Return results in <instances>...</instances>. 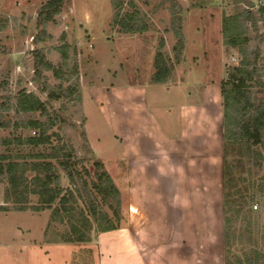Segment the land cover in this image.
Wrapping results in <instances>:
<instances>
[{
    "label": "rangeland",
    "instance_id": "obj_1",
    "mask_svg": "<svg viewBox=\"0 0 264 264\" xmlns=\"http://www.w3.org/2000/svg\"><path fill=\"white\" fill-rule=\"evenodd\" d=\"M47 1L0 0V20L5 27L0 31V104L6 103L4 109L0 108V118L11 125L0 130V155L8 159L4 164L28 165L30 170L25 176L29 181L35 177L33 164L51 163L62 176L65 187L70 185V179L60 163H75L80 174L77 188L83 196L89 189L83 187L87 182L86 171L95 174L105 169L121 193V226L103 234L95 226L89 241L68 242L66 239L72 237L68 223L53 220V210L34 211L40 206L39 196L29 195L24 197L26 203L24 198L21 204L16 203L8 177L1 173L0 264H149V254L154 264H164L163 259L169 257L176 259V264H226L227 259L235 263L246 255L252 257L254 244L264 251V200L253 204L257 228L243 222L235 226L240 237L232 239L234 248L229 254L220 213L216 226H149V210L132 209L131 196L126 194L131 186V163L122 141L112 130L114 120L109 123L88 94L92 87L127 88L131 82L140 85L145 88V104L134 95L139 102L132 106L129 100L133 96L129 92L130 97L126 94L111 97L110 107L122 101L123 106L115 107L122 109L118 111L121 115L131 117H121L117 123L133 117L145 123L142 114L136 118L134 110L146 107L162 126L176 130L190 91L197 94L207 82L221 87L231 69L239 64L240 48L224 42V18L248 7L250 0L241 3L239 0H68L57 22L49 24L44 31V26H38V13ZM127 16L134 17L135 28L144 23L142 27L146 31L127 32L119 24L121 20L127 21ZM257 26V30L253 26L247 30L246 35L252 37L249 47L260 46L262 66L264 22ZM180 27L184 50L178 62L174 49L179 43L176 32ZM37 51L51 65V69L40 67V75L35 72ZM158 53L171 69L172 78L166 84L152 82ZM22 92L44 102L47 113L18 111L16 99ZM115 95L120 101L114 99ZM197 95L202 99L201 93ZM48 115L57 117L55 126L48 132L52 137L48 144L37 147L18 144V138L22 142L38 136L40 131L36 130V134L27 124L34 121L44 124ZM129 128L125 127L131 133ZM4 140H10L9 146L4 145ZM238 151V146H228L226 151L223 147L220 156L232 165L240 186L264 177V170L257 176L253 165H237ZM244 161L247 163L249 158ZM97 163H102L104 169L96 167ZM137 170L132 168L131 172ZM78 202V207L87 209V198ZM103 208L109 218L113 217V210L108 206ZM209 215L214 217V212ZM252 264H264V259L254 260Z\"/></svg>",
    "mask_w": 264,
    "mask_h": 264
},
{
    "label": "trees",
    "instance_id": "obj_2",
    "mask_svg": "<svg viewBox=\"0 0 264 264\" xmlns=\"http://www.w3.org/2000/svg\"><path fill=\"white\" fill-rule=\"evenodd\" d=\"M67 2L68 0H48L38 13V26H44V31H46L45 27L52 23L55 24L56 18L62 13ZM241 2L243 1H238V3ZM261 2L264 3V0H250L248 7H244L237 14L224 18V42L228 46L240 48L241 55L239 64L233 67L228 73V78L221 82L224 151L228 146H238L239 151L235 157L238 159L237 165H253L257 170V176L260 175V171L264 170V154L262 152L264 149V61L262 66L259 65L262 55L261 48L258 45L254 48L249 47L252 37H248L246 31L252 26L257 30V24L264 22V6L260 5ZM116 3L120 5L118 2ZM134 20L133 16H127V21L121 20L119 24L130 33L145 32L146 29L142 27L144 23L142 26L136 25L135 28L132 23ZM2 25L3 21L0 20V31L5 28ZM180 28L176 32L179 43L174 49L178 62H181L184 50L182 28ZM36 58L35 72L37 75L41 74L40 67L51 69V65L46 61V56L40 51L36 52ZM155 70L153 84H166L171 81V69L163 60L161 53L157 55ZM16 101L18 111L47 113L46 104L32 94L19 93ZM2 107L4 109L6 103L0 104V108ZM56 119L57 117L50 118L48 115L47 122L44 124L38 121L30 122L27 124V128H31L36 134V130H39L40 134L30 136L22 142L18 138V144L35 147L48 144L52 139L48 132L55 126ZM9 128L11 125L5 121L2 122L0 118V130ZM9 141L4 140V145L9 146ZM250 153H252V159ZM247 157L249 161L246 163L244 160ZM7 160V157L0 155V175L1 173L7 175L9 188L11 191L14 190L13 195L17 197L16 203L21 204V200L29 195L39 196L40 206L35 207L34 211L53 210V220L59 219L61 222H67L72 236L70 239H66L68 242L84 243L86 240L89 241L95 226L96 231L102 234L120 229L121 193L102 163L95 165L104 169L101 172L92 174L88 170L86 171L85 179L88 183H84L83 187L89 189L83 196L77 188L76 182L80 174L75 169V163H60L62 171L70 179L71 186L65 187L62 183V176L51 163L33 164L32 170L35 171V177L29 181L25 176L30 170L28 165L16 162L4 164ZM233 170L232 165L226 161V158H223L224 237L227 253L234 248L232 239L240 237L239 231L235 228L239 222L245 223L248 227L257 228L258 218L254 215L253 204L264 200V177H260L258 180L251 179L248 182L250 186L247 183V186L242 187ZM239 178L242 179L241 176ZM28 182L32 184H28ZM73 187L77 189H73ZM84 198H87L89 202L87 209L78 207V201ZM24 200L26 203L27 199L24 198ZM6 202L9 203V198H6ZM105 206L113 210V217L118 222H115L113 217L109 218V215L103 211ZM1 210L6 209L1 208ZM251 232L252 230L249 233ZM262 233L264 236V231ZM252 248V257L246 255L244 259L235 263L227 259L226 264H252L254 260L258 262L264 259V251L257 244H254Z\"/></svg>",
    "mask_w": 264,
    "mask_h": 264
},
{
    "label": "crops",
    "instance_id": "obj_3",
    "mask_svg": "<svg viewBox=\"0 0 264 264\" xmlns=\"http://www.w3.org/2000/svg\"><path fill=\"white\" fill-rule=\"evenodd\" d=\"M129 86L92 87L88 94L95 106L101 108L107 121L111 123L114 120V126L111 127L115 137L122 141L131 169H138L134 173L130 169L129 174L131 186L126 194L131 196V208L149 210V226L218 225L217 213H220L223 221L225 209L223 156H220L224 147L221 87L207 82L197 92L202 94V99L193 90L190 91L188 104L180 112V124L176 130L169 127L172 131L169 134L170 130L162 126L146 107L141 111V107L134 110L136 118L142 114L145 123L133 120L134 117L121 124L117 123L121 117H131L118 112L122 109L115 106L121 107L123 104L117 95L114 99L120 102L113 108L110 107L114 94H126V97H130L128 94L131 93L133 97L129 101L132 106L139 102L134 95L141 97L143 103H146L145 88L132 82ZM213 212L214 217H211L209 214ZM132 215L134 216L133 213ZM157 237L163 239L161 235ZM173 237L176 238V235ZM179 239L180 237L177 241ZM103 240L104 237L102 243ZM169 248L171 246L168 245L167 250ZM197 250L198 257L200 247L197 246ZM150 255L149 264H154ZM171 262L178 263L172 257L163 259L164 264H172Z\"/></svg>",
    "mask_w": 264,
    "mask_h": 264
},
{
    "label": "built area",
    "instance_id": "obj_4",
    "mask_svg": "<svg viewBox=\"0 0 264 264\" xmlns=\"http://www.w3.org/2000/svg\"><path fill=\"white\" fill-rule=\"evenodd\" d=\"M260 5H262V6H264V3H260ZM91 47H92V45H91ZM258 208V206H255V209H257Z\"/></svg>",
    "mask_w": 264,
    "mask_h": 264
}]
</instances>
